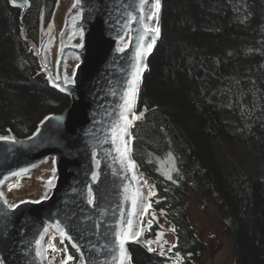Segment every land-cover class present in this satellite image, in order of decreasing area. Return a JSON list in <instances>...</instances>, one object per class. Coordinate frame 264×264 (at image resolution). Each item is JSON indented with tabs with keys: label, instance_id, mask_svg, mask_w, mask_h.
Segmentation results:
<instances>
[{
	"label": "trees",
	"instance_id": "16d2710c",
	"mask_svg": "<svg viewBox=\"0 0 264 264\" xmlns=\"http://www.w3.org/2000/svg\"><path fill=\"white\" fill-rule=\"evenodd\" d=\"M28 2L21 19L19 7L0 0V135L18 138L69 106L39 74L21 33L24 25L35 43L41 22L53 23L58 0ZM183 2L162 0V36L135 104L132 156L151 177L160 160L173 158L174 185L163 204L176 226L177 251L197 256L185 203L207 197L233 237L236 263L264 264V0ZM129 250L130 264H166Z\"/></svg>",
	"mask_w": 264,
	"mask_h": 264
},
{
	"label": "water",
	"instance_id": "95a60500",
	"mask_svg": "<svg viewBox=\"0 0 264 264\" xmlns=\"http://www.w3.org/2000/svg\"><path fill=\"white\" fill-rule=\"evenodd\" d=\"M75 2L60 0L58 8H55L50 64L44 61L41 50L33 41L26 38L24 26L21 30L23 39L38 61L39 74L44 76L51 89L69 99V106L60 113L46 115L27 137L0 135L13 138L0 141V179L25 168L31 169L29 177L39 174L43 178L37 187L36 197L15 198L4 191L5 187H0L9 203L19 204L17 209L11 210L0 201V264H47L44 248L51 233L55 234L52 241L57 247L68 245L74 250L77 264H113V256L118 255L115 251V232L124 227L121 222L131 218L134 225H139V219H147L130 215L133 213L131 198L137 190L149 197L140 168L132 156V127L126 139L130 140V159L135 162L134 169L121 164L112 144L105 142L110 125L120 111L122 84L136 51L138 29H141L139 21L127 30L121 25L128 13L140 15V0H80L74 8ZM10 3L22 10L23 17L28 0H10ZM150 8L151 0L146 4L145 11ZM160 18L161 8L159 36L144 59L146 67L142 79L148 59L161 39ZM152 23L155 25L157 21ZM122 32H126L125 41L129 46L124 53H118V37ZM148 39L150 41L151 37ZM76 44L83 47H73ZM76 64L79 67L75 68L74 83L66 88L62 83L61 87L54 86L51 80L57 75H60L61 81L64 75L72 77ZM135 104L136 100L134 111ZM46 117L49 119L46 120ZM57 117L60 119L57 120ZM93 152L98 153L97 159L101 162L98 169ZM113 157L117 158L114 160ZM53 159L56 179L54 186L48 189L45 182L51 174ZM33 165L37 167L33 168ZM93 171L100 174L95 184L91 183ZM90 184L95 197L94 206L87 203ZM46 191L47 198H44ZM58 222L65 227L72 240L65 239L63 244L60 243L59 233L54 227ZM45 227L49 232L42 242L43 247L38 248L36 241L43 235ZM146 230L147 227L138 240L126 243L130 256L127 264L131 262L129 247L132 246L150 255H160L161 249L156 243H153L154 251L148 250L147 241H156L157 235L145 237ZM164 234L171 238L174 245V236ZM163 248L167 249L164 251L167 253L170 247L163 244ZM38 250L44 252L43 257L36 255Z\"/></svg>",
	"mask_w": 264,
	"mask_h": 264
},
{
	"label": "snow or ice",
	"instance_id": "6c2138e0",
	"mask_svg": "<svg viewBox=\"0 0 264 264\" xmlns=\"http://www.w3.org/2000/svg\"><path fill=\"white\" fill-rule=\"evenodd\" d=\"M15 2V0H13ZM149 2V0H140L139 2V12L140 15L136 16L132 13H128L127 19L123 22L121 25V28L124 30L130 29L131 25L137 21H139L141 25V29H138V32L140 33L136 37V51L134 54V57L132 58V62L129 66V70L126 73V78L123 81L122 84V93L120 95L121 103L119 105L120 111L117 114V119L110 125L109 129V136L106 137V141L108 143H111L113 146V150L117 154L119 158V162L121 164H125L126 166L130 167V169H134L136 167L135 162L130 159V140L126 139V137L130 136L129 129L133 126L134 121L139 119V115H137L134 111V102L138 97L139 92V85L142 80V73L146 67L144 64V59L150 53L152 50L153 45L155 44L156 39L159 36L160 29L158 27V19H159V12L161 8L160 0H151V8L146 12L145 6ZM80 4V0H76V2L73 4V7H77ZM152 21H157V24H153ZM51 30V26H49V31ZM82 32V29H81ZM125 35L126 32H122L119 35L120 45H118L116 51L118 53H124L126 49L128 48L129 44L125 41ZM149 36L151 37L149 41ZM73 47H83V45L76 44L73 45ZM76 59L79 60V56H76ZM79 64H76L74 66V70L72 73V77H69L68 75L63 76V80L61 81L60 75H57V77L54 80H51V82L56 87H61V83L66 88L68 85H71L74 83V76H75V68H78ZM51 79V78H50ZM115 95V93H113ZM46 120L49 118H45ZM57 120L60 118L57 117ZM13 140V138L9 136H0V141H10ZM93 159L95 161V166L98 169L100 165V160L97 159L98 153L93 152ZM117 157H113L115 160ZM53 167L51 169V174L49 176V179L45 182L46 187L48 189H51L54 186V182L56 179L55 173H56V167H55V160L53 159ZM33 168L37 167V165H33ZM31 169L25 168L21 169L17 172H12L9 176L4 177L3 179H0V187H7L8 191L11 192L13 188L19 187V181L24 178V176L28 175L30 173ZM135 177V172L132 173ZM99 172L93 171L91 173V183L95 184L99 181ZM13 178H15V181H13ZM30 178V177H29ZM167 179L171 180L172 176L169 174L166 177ZM42 179V177H41ZM146 183V181H145ZM150 189L154 186H149ZM127 191V189H125ZM155 195L154 191H150L149 197H145L142 192L139 190L136 191V193L131 198V207L133 209V213L130 215H140L141 217H147L151 216V219H141L139 222V225H134L133 219L129 218L125 221H122L121 223L124 225V227H121L118 231L115 232V243L116 248L115 251L118 253V255L113 256V264H127V261L130 259V256L126 249V243L129 240H138L145 230V227L148 229L151 228V223L153 220L156 219L154 213H149V209L151 208V199L150 197ZM44 198H47V191L44 194ZM127 199V197H126ZM0 201L3 202V204L7 205V207L11 210H15L19 207V204L17 203H9L8 199L5 197V193L3 191H0ZM147 201V202H146ZM20 203H24V201H21ZM87 203L90 206H94L95 204V197L93 193V188L91 184L87 188ZM56 231L59 233L60 236V243L63 244L65 239L72 240L73 238L71 235L66 231L65 227L61 226V223H56L54 225ZM99 227V225H97ZM174 231V229H173ZM49 229L48 227H45L43 229V235L40 236V239L36 241V244L38 248H42L43 244L42 242L45 239V236L48 234ZM163 233H157V239L156 241H147L146 246L148 247L149 251H154L152 248V244L156 243L159 245L161 251V255H165L166 253L163 251V244L167 243L166 241H162ZM52 239L50 238L47 241V247L44 248V251H52V252H58V251H64L66 252V249H58L54 243H52ZM73 247L78 246L76 244L72 245ZM175 245H172L168 251H171V248H174ZM79 250V249H78ZM36 255L38 257H43L44 252L37 251ZM73 257L71 255H68L66 259L61 260V264H68V261H71ZM179 259V257H177Z\"/></svg>",
	"mask_w": 264,
	"mask_h": 264
},
{
	"label": "rangeland",
	"instance_id": "374dc122",
	"mask_svg": "<svg viewBox=\"0 0 264 264\" xmlns=\"http://www.w3.org/2000/svg\"><path fill=\"white\" fill-rule=\"evenodd\" d=\"M177 2V6L184 5L183 0H175ZM60 0H58L59 5ZM161 3V14H162V0ZM56 5V6H57ZM53 18V17H52ZM22 19V17H21ZM53 22V19H52ZM161 24V36H162V22L160 18ZM24 26V25H23ZM22 26V27H23ZM49 26H51V30L49 31ZM25 28V26H24ZM22 30V28H21ZM22 33V32H21ZM32 41V40H31ZM34 43V42H33ZM37 49L41 50L42 57L47 64L51 63V52L54 44V24L51 25L44 24L41 22L39 32H38V40L34 43ZM174 161L171 156H168L162 160H160L157 164V176L151 177L142 175L144 182L146 181V186L148 188L149 194L150 191H154L155 195L151 196V208L149 209V213H154L156 219L152 221L151 228L145 231V237L155 236L157 233H169L174 236V248H171V251H168L165 255H161L167 258V264H181L183 261L182 255L177 252V237H176V226L173 221L169 217H167L166 210L168 207L163 204L165 196H163V192L170 189L172 184V179H167V175H173L174 173ZM29 179V175L24 176L23 179L19 181V187L21 188L24 184H28L26 182ZM154 186L150 189L149 186ZM204 201H200L198 197L193 196L189 197L186 200V219L190 229L192 230L194 236L197 240L205 243L206 247L209 249V253L207 251H203V254L200 256H196L192 259V264H235V244L233 237L229 235L223 227L222 224V215L220 213L219 208L215 205V203L207 197L203 198ZM147 219H151V216H147ZM174 229V231H173ZM154 231V235H151ZM54 233H51V238L54 236ZM166 237V239H164ZM214 238L216 241L221 242V245L217 248V252L211 253V247L214 248V245L211 243V239ZM171 238L167 235L162 236V241L169 242ZM53 243V241H52ZM165 245L167 243H164ZM57 247V246H56ZM58 249H66L64 251L52 252L46 251V261L47 262H56L57 264H61V260L66 259L68 255H71L68 250V246L64 245L62 248L57 247ZM164 250V248H163ZM202 250V249H200ZM166 251V249H165ZM212 254V255H211ZM72 256V255H71ZM73 257V256H72ZM179 257V259H177ZM78 259H73L68 261V264H77Z\"/></svg>",
	"mask_w": 264,
	"mask_h": 264
},
{
	"label": "bare ground",
	"instance_id": "6f19581e",
	"mask_svg": "<svg viewBox=\"0 0 264 264\" xmlns=\"http://www.w3.org/2000/svg\"><path fill=\"white\" fill-rule=\"evenodd\" d=\"M59 5H57V8H58ZM52 54V53H51ZM41 175L39 174H31L30 175V179L27 180L26 182H29L28 184H24L21 188H13V190L11 192L8 191L7 187H5L4 191L15 197V198H19V197H36L37 196V187L40 183V181L43 179H41ZM15 181V180H14ZM143 185L145 187V190L147 192V196H149V191H148V188L145 184V182L143 181ZM140 221V219H139ZM51 238V235L48 237V240ZM164 239H166V237H164ZM172 245V240H169V242H167L166 244V247H171ZM47 247V245H46ZM152 248H154V245L152 244ZM167 250V249H166ZM165 251V249L163 250ZM47 264H56V262H47Z\"/></svg>",
	"mask_w": 264,
	"mask_h": 264
},
{
	"label": "flooded vegetation",
	"instance_id": "af4514ba",
	"mask_svg": "<svg viewBox=\"0 0 264 264\" xmlns=\"http://www.w3.org/2000/svg\"><path fill=\"white\" fill-rule=\"evenodd\" d=\"M224 227V226H223ZM225 229V228H224ZM155 233H154V231L152 232V234L151 235H154ZM148 237H151V236H148ZM211 243L214 245V248L213 247H211V253L212 254H214L215 252H217V246L219 247L220 245H221V242H218V241H216L214 238H212L211 239ZM200 242V247H199V250L197 251V257L198 256H200V255H202L203 254V251H207V253H209V249L206 247V245H205V243H203V242H201V241H199ZM200 249H202V250H200ZM177 252H179L181 255H182V259H183V261L181 262V264H192V255H191V253L189 252V253H185V252H180V251H177ZM214 252V253H213ZM211 254V255H212ZM157 256H160L161 258H163L164 260H165V263L167 264L168 263V260H167V258H165V257H163V256H161V254L160 255H157ZM235 256H236V250H235ZM197 257H195V259L197 258ZM235 264H237L236 263V259H235Z\"/></svg>",
	"mask_w": 264,
	"mask_h": 264
}]
</instances>
